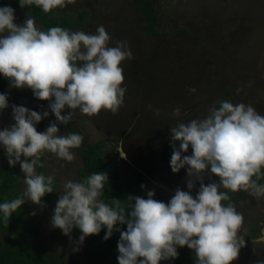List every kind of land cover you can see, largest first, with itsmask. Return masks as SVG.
<instances>
[{
	"label": "clouds",
	"instance_id": "obj_1",
	"mask_svg": "<svg viewBox=\"0 0 264 264\" xmlns=\"http://www.w3.org/2000/svg\"><path fill=\"white\" fill-rule=\"evenodd\" d=\"M71 2L18 0L22 8L36 5L45 13ZM109 41L103 25L95 33L61 26L41 30L34 17L26 14L17 24L15 10L0 6V76L11 87L29 88L35 98L47 100L55 116V122L37 131L36 125L49 111L11 105L14 123L0 129V148L9 166L19 164L26 188L20 196L0 202V217L7 220L26 202L25 197L42 204V197L54 191V177L36 171L45 152L74 159L71 149L81 145L83 136L78 132L59 135L58 124L66 125L77 109L93 116L102 109L116 113L122 105L126 89L121 62L131 59L132 53L126 41L115 46H109ZM8 107V93L0 92V111ZM179 113L178 107L173 109V115ZM170 133V168L173 173L186 170L188 191L178 187L164 202L149 190L145 197L131 196L134 203L126 210L118 199H103L107 172H94L82 180L66 179L58 192L51 226L70 238L73 229H79L81 244L102 228L106 229L105 240L113 230L119 232L118 264H160L176 258L182 246L194 251V264H231L245 245L239 234L244 218L232 203H222L229 200L222 189L264 197V183H258L264 176V114L251 104L221 100L203 118L177 122ZM189 147L191 154L182 155ZM206 170L218 182L210 176L211 182L205 184ZM196 181L199 188L193 197ZM259 240L264 241V236Z\"/></svg>",
	"mask_w": 264,
	"mask_h": 264
},
{
	"label": "rangeland",
	"instance_id": "obj_2",
	"mask_svg": "<svg viewBox=\"0 0 264 264\" xmlns=\"http://www.w3.org/2000/svg\"><path fill=\"white\" fill-rule=\"evenodd\" d=\"M145 1L151 2L155 9L153 32L146 27ZM3 5L15 10L17 24L24 21L26 14L32 16L27 6H19L18 0H4ZM80 12H84L82 24L69 30L95 33L97 26L103 25L110 35L109 46L126 41L132 53L131 59L121 62L122 87L126 89L123 103L116 113L110 110L103 113L107 130L115 127L110 133H116L121 139L128 138L126 146L131 147L132 157L138 159L135 163L126 157L120 159L121 172L125 176H131L132 172L136 175L134 170L143 164L146 172L138 177L143 178L144 188L158 189L164 202L178 187L188 191L189 177L185 169L173 173L170 164L153 158V151L163 145V138L171 137L172 126L203 118L209 107L218 106L221 100L251 104L258 113L264 114V0H72L65 7L56 8L57 15L66 13L72 20L77 19ZM35 22L38 28L46 30L42 23ZM0 92L8 93L9 101V107L0 111V129L14 123L13 104L41 113L49 111V116L36 125L37 131H44L55 122V116L47 107L48 101L35 98L31 89L11 87L8 80L0 76ZM177 107L180 113L173 115V109ZM88 117L78 109L74 110L66 125L58 124V134L66 135L70 128H77L83 136L82 143L95 141L99 137L98 130L80 121ZM78 121L84 126L80 127ZM134 147L138 151H134ZM0 151L1 155L5 154L3 148ZM71 151L74 155L71 161L50 152L42 155L46 160L45 175L54 177V191L49 196L46 212L37 210L39 236L45 238L52 253L63 255L69 264H96L85 250V242L81 245L73 242L69 235L50 223L63 182L80 180L75 168H81L82 161L75 148ZM136 152L142 155L138 157ZM190 154L191 150H188L184 155ZM1 155L0 165L4 162ZM155 163L160 165L153 171ZM162 164L165 167L161 168ZM19 173L21 181L17 191L20 196L26 188L20 166ZM149 177L152 178L150 182ZM198 188L199 181H196L191 190L193 197ZM24 199L30 202L27 197ZM252 227L251 222L244 220L239 234L244 237L245 231ZM244 240L243 250L246 238ZM190 251L195 258L194 251ZM231 264L252 263L238 254Z\"/></svg>",
	"mask_w": 264,
	"mask_h": 264
},
{
	"label": "trees",
	"instance_id": "obj_3",
	"mask_svg": "<svg viewBox=\"0 0 264 264\" xmlns=\"http://www.w3.org/2000/svg\"><path fill=\"white\" fill-rule=\"evenodd\" d=\"M3 3L4 0H0V6H3ZM143 5V13L148 21L147 30L153 32L156 24L155 9L152 7L151 2L145 1ZM28 8L34 19L42 23L46 30L53 26L72 29L81 25L84 19V12H80L79 17L72 20L66 13L57 15L56 9L45 13L36 5H31ZM72 132H78L77 128H70V133ZM170 140V136L163 138L164 143L161 151L158 154L156 153L157 158L164 159L169 155L171 156L173 148ZM126 141L124 140L122 144L125 152L124 145L127 143ZM102 145L103 140H100L93 143L84 142L78 148H75L82 161L78 176L82 180L94 172H107L108 181H105L103 199L106 202H110L111 198L118 199L122 202V206L128 210L130 205L134 203L131 196L145 197L147 191L134 188V181L122 177L113 166L107 164V160L102 157ZM117 154L118 151L116 150L114 156ZM1 156L4 157V162L0 165V202H4L19 196L17 187L20 185L21 180L19 164L14 167L9 166L5 154ZM45 164V157L41 156L36 171L45 174ZM154 194L155 199H164L161 194ZM50 195L51 193H48L42 197V204L26 201L7 220L0 217V264H69L63 255L52 253L45 244V238L39 236V222H36L39 217L37 210L42 209L43 214L46 212ZM233 200L234 197L229 194L227 202L233 204ZM227 202L222 201L224 204ZM119 227L122 230L126 229V225H119ZM105 231L106 229L102 228L98 234L88 235L83 241L85 242L83 243L84 248L88 252L91 261L96 264H118L116 257L119 255L117 250L119 232L113 230L112 235L105 240L102 239ZM80 234V230L74 228L70 236L73 242L81 245L78 240ZM177 251L178 256L176 258L160 261V264H194L195 258L188 247H178Z\"/></svg>",
	"mask_w": 264,
	"mask_h": 264
},
{
	"label": "flooded vegetation",
	"instance_id": "obj_4",
	"mask_svg": "<svg viewBox=\"0 0 264 264\" xmlns=\"http://www.w3.org/2000/svg\"><path fill=\"white\" fill-rule=\"evenodd\" d=\"M64 111L67 112V110H64ZM103 111H105V110L102 109L98 114L93 115V116H89L88 119H86V120H84V118L82 120H80L83 123L86 122V124H88L89 126L91 125L90 126L91 128L98 130L97 133H99L98 134L99 137L95 141H91V143L103 140V145L101 147V149L103 151L102 157L107 160V164L113 166L120 173V175L122 177H126V178L134 181L135 182L134 188H136L138 190H144V191L151 190V189L146 190L144 188L145 183H143V178L138 177V175L142 176L146 172L143 170L145 168V166L143 164H140V167H137L134 170L137 176L133 172L131 173L132 174L131 176H129V175L125 176L121 172V170H120V159L126 157V159L129 162H133V163L136 162L134 160H138V159L132 157V153L130 151L131 147L126 146L127 143L124 145V147L126 149V152H125L126 156L122 157L120 155L119 148L121 147L123 150L122 144H123L124 140H127L128 138L127 139H123V138L121 139L119 136H117L116 133H110L111 131L115 130V127H113L111 130H107V125H106L107 123L105 121V116H104ZM77 124H79L80 127L84 126V125H81L79 123V121ZM100 133H101L102 137H101ZM119 139H121L122 141H120ZM163 143H164V141H163ZM161 148H162V145L160 148H156L153 151V153H154L153 158H155V157L157 158L156 153L158 154L161 151ZM116 150L118 151V154L116 156H114V152ZM188 150H191V148L189 147ZM134 151H138L137 148L134 147ZM136 153H137L138 157H140L142 155L141 153H138V152H136ZM184 154L185 153H182V155H184ZM170 157H168V159H163V160H160L159 158H157V159L160 160L161 162L163 161L169 165L170 164L169 163ZM147 160H149V158ZM164 164L161 165V168L165 167ZM159 165H160L159 163H155L153 171L158 169L157 167ZM141 166H143V168ZM79 169H80L79 167L75 168V172L77 171L76 175H78ZM262 171H264V169H262ZM154 174H156V173L154 172ZM210 176H211V181H217L218 182L219 178L217 176H215V174L208 173L207 170L205 171L203 180L209 181ZM150 181H152L151 177H149V182ZM258 183H264V176H262L260 178ZM142 185H143V187H141ZM222 190L227 191L228 195L231 194L234 197L233 205H235L238 212L243 214V218H244L245 222H247V221L251 222V225L253 226L250 231L249 230L245 231L244 238H246V246H245L244 250L243 249L240 250V252H239L240 258L245 256V258H247V260H250V262L252 264H258V262L264 261V241L259 240V238L261 236H264V197L256 198V197L251 196L247 191H243V190L235 192V193L231 192L230 190H226V189H222ZM152 191L154 193L160 194V193H158V189H155ZM164 200L165 199H163L162 201H164Z\"/></svg>",
	"mask_w": 264,
	"mask_h": 264
},
{
	"label": "water",
	"instance_id": "obj_5",
	"mask_svg": "<svg viewBox=\"0 0 264 264\" xmlns=\"http://www.w3.org/2000/svg\"><path fill=\"white\" fill-rule=\"evenodd\" d=\"M119 153H120V155H121L122 157H125V153H124V151L121 149V147L119 148Z\"/></svg>",
	"mask_w": 264,
	"mask_h": 264
}]
</instances>
